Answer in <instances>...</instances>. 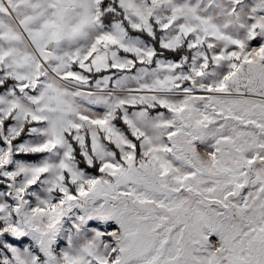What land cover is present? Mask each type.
<instances>
[{"label": "snow or ice", "instance_id": "snow-or-ice-1", "mask_svg": "<svg viewBox=\"0 0 264 264\" xmlns=\"http://www.w3.org/2000/svg\"><path fill=\"white\" fill-rule=\"evenodd\" d=\"M0 264H264V0H0Z\"/></svg>", "mask_w": 264, "mask_h": 264}]
</instances>
